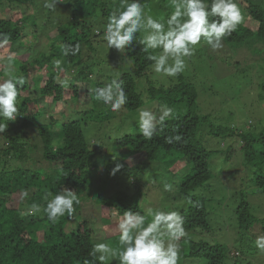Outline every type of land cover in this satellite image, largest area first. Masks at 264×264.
<instances>
[{
  "label": "trees",
  "instance_id": "obj_1",
  "mask_svg": "<svg viewBox=\"0 0 264 264\" xmlns=\"http://www.w3.org/2000/svg\"><path fill=\"white\" fill-rule=\"evenodd\" d=\"M22 1L31 2L33 7L40 1L42 8L46 9L44 0ZM154 1L155 4L146 2L149 10H152V6L164 10L158 5H166L168 0ZM205 2L211 4V0ZM235 2L247 12L250 24L255 27L241 23L231 35L224 38V42L243 44L250 39H259L264 46V0ZM83 3L84 7L90 9L101 8L100 16L104 21H107L112 11L118 10L117 5L110 0H86ZM90 9L85 8L78 15L79 10L75 6L71 16L74 33L59 22L48 27L42 37H49L51 32L57 31L51 39L48 54H32V47L23 43L25 37L20 13L9 12L4 18L3 11H0V32L9 36L5 54L14 53L15 57H21L25 55L24 52L28 53L27 60L21 59V66L13 73L25 81L23 85H18V118L15 121L0 118V124L6 126V130L0 133V264H84L85 260L92 259L90 252L93 244L100 240L101 231L94 227L95 220L86 219L79 213L83 196L95 180V166L91 161L98 154L97 150L90 147L85 130L87 133L90 131L87 128L90 121H86V116L89 112L96 113L97 108L91 104V109L84 112V118H81L82 114L77 119L47 118L50 111L44 104L48 99L54 104L64 105L68 94H74L79 100L84 98L83 105L92 103L94 97L90 89L103 87L116 79L125 89L126 104L113 112L108 107L110 105L101 102L102 110L97 111L100 116L106 114L104 120L125 116L146 105L138 91V80L147 75L153 62L147 59L148 53L142 51L143 45L139 44L141 35L138 33L128 49L134 75L125 72L116 77L110 68L111 72L104 68L97 69V65L92 63V52L97 43L95 39L102 31L93 32L92 20L97 15ZM67 44H79V51L74 55L63 56L61 45ZM24 47L27 49L21 52ZM85 53L88 55L87 60ZM55 60L63 61L67 67L62 65V68L66 69L54 70ZM5 68L6 65L1 64L0 81L8 78ZM36 74L37 78L34 77ZM68 76L72 78V87L65 85ZM31 81L33 85L29 83ZM148 92L152 101L159 104L156 110L166 104L175 110L174 115L165 121L150 140L138 132L116 139V147L126 149L127 154L125 157L116 154L110 159L104 171L106 182L113 181L121 173L136 166L138 174L146 172L147 178L131 180L134 191L131 195L123 191L102 198L103 207L107 211L116 210L120 219L129 210L144 214V204L151 196L160 202L159 197L163 200L165 192H169L164 191L155 173L156 169L164 170L175 190L171 205L159 204L162 210L177 212L183 218L186 232V236L179 241L178 264H264L254 256L264 254L255 245L256 237L264 235V211L253 203L256 198L264 200V128L245 135L237 133L231 126L213 125L211 116L200 111L195 86L186 82L159 88L151 85ZM59 113L63 116L64 109L59 110ZM104 120L101 121L103 125ZM132 124L135 125V122ZM33 129L37 130V134ZM205 129L208 132L206 135L203 133ZM170 135H180L181 139L168 144L165 138ZM207 135L232 139L237 135L242 139L237 150L242 158L240 164L234 166L239 178L230 171V182L221 177L219 182L213 183L215 172L221 168L214 161L215 151L208 149L202 142ZM39 142L42 159L49 164L48 168L25 164L26 161L35 160L33 154L39 149ZM117 157L121 158L120 161ZM117 166L119 170L113 174ZM221 170V175L228 173L225 169ZM233 179L239 180L236 188L231 184ZM148 184L151 188L147 187ZM63 189L73 190L79 202L74 204L75 210L71 216L66 213L53 223L44 212L47 203L45 196ZM25 191L28 192V200L19 201L16 205L19 199L25 197ZM33 205L40 206V211L28 214V209ZM152 208L155 209L154 206ZM150 219L148 217L146 223ZM201 231L206 235L205 238L194 236ZM229 231L235 238L232 246L225 241ZM189 233H193V237ZM119 235L115 236V243H118ZM214 237L216 240L211 239ZM245 256L254 261L242 260Z\"/></svg>",
  "mask_w": 264,
  "mask_h": 264
},
{
  "label": "rangeland",
  "instance_id": "obj_2",
  "mask_svg": "<svg viewBox=\"0 0 264 264\" xmlns=\"http://www.w3.org/2000/svg\"><path fill=\"white\" fill-rule=\"evenodd\" d=\"M110 1L112 4H116L117 8L120 9L121 0ZM147 1L154 4L156 3L154 0H141L145 12L162 22L166 21L171 12L174 11L172 0H168L166 5L157 4L164 10L158 9L157 6H152V10H149L146 7ZM83 2H86V0H63L57 2L53 8H46L44 10L40 1L39 4L36 3L34 4L35 7H33L32 3L29 1L24 3L22 0H0V11H3L4 18L9 12L20 13L19 15H21L24 27L23 35L25 38L23 39V43L25 42L26 46L32 47V54H48L51 48V39L56 36L57 31L51 32L49 37H42L41 35L45 34L44 32L48 30L50 25L57 24L58 22L65 28L71 29V32L74 33V30L72 29L74 22L71 20V16L75 6L79 10V12H77L78 15L81 10L91 8L84 7L85 3ZM10 4L11 6H9ZM99 9H94V7L93 9H90L97 15L96 18H93V20L91 19L93 23V32L96 33L97 30L102 31V34L95 39V42L97 41V43H95V50L92 52V63H95L99 70H102V68L106 69L108 72H111L112 70L116 77H119L125 72L134 75L135 70L132 61L128 57V49L121 53L115 48L109 49L107 43L104 41L103 32L107 21H104L101 18V10ZM240 11L243 16L241 23L249 25L250 27H255L254 24H250L247 12L242 10L241 7ZM140 35L142 37L143 33H140ZM223 43L224 47L215 52L203 43L198 45L193 55L185 58L186 68L184 72L177 77H164L161 74H156L152 71L151 67L147 72V75L138 80V91L146 103L143 108L156 110V107L159 105L157 101H152L153 99L149 96L148 91L151 85L155 88H159L161 86L170 87L179 84L180 82H186L195 86L198 94L200 111L203 114L211 116V122H213V125H220L223 127L231 126L237 131V133H245V135L261 131L264 128V46L262 45V41L259 39H250L243 44H229L224 41ZM25 49L27 48L24 47L20 51L23 52ZM5 53V47H3V49L0 48V68L1 64L6 65L5 60L7 55L11 54ZM24 54V56L15 57V71L17 67L21 66V59L27 60L28 53L24 52ZM87 58L88 55L85 56L86 60ZM61 65L67 67L63 61L61 62ZM65 69L66 68H63V71ZM37 76L38 74H36V76L34 75L36 78ZM72 82L71 77L68 76L65 78V85L67 87H72ZM29 83L33 85L32 81ZM66 101L67 102H64L65 104L63 105L62 103L54 104L51 100L46 99L44 105L45 107H48L50 111L46 117H61L62 119H68V117H71L72 119H77L79 115L82 114L81 118H84V112L91 109L89 107L91 104L92 106H96L97 109L102 110V106L100 105L101 102L96 101L94 98H92V103L89 102L88 104L85 103L86 105H83L81 103L85 101L84 98L79 100L74 94H68ZM58 105L60 106L57 107ZM45 107L43 108L47 111V108ZM108 107L110 108V106ZM62 109L65 111L63 116L59 113V110ZM97 109L96 113L89 112V115L86 116V121H90L89 126L87 127L90 131L87 133L85 130L86 138L90 143V147L97 150L98 154L97 158H94L91 161L95 166L93 168V177L95 180H93V183L88 187L87 192L83 196L79 213H81L86 219L95 220L96 223H94V227H98L101 231L98 243H108L114 250L118 251V243H115L114 241H116L115 236L120 234V217H118V213L114 209L107 211L103 207L101 199L123 191L131 195L134 193L131 186V180L133 178H147V173L140 172L139 175L136 166L134 169L121 173L113 181L106 182L104 171L108 162L114 155L120 154V157L126 156V149H119L116 147V139L128 135L129 133L137 132V126L136 124L133 125L132 122H135L138 110L129 112L125 116H118L115 119L113 117L104 120L106 114H102L101 116L98 115L99 112ZM102 120H104V125L101 124ZM127 121L128 123H126ZM59 123L61 124L62 121ZM117 124H120V127H117ZM33 132L37 134L36 129H33ZM203 133L206 135L208 132L205 129ZM203 141L208 149L215 151L214 161L217 162L216 164L220 165L222 170L225 169V172H228L221 175V169H217L215 172L216 178L213 180V183L219 182L221 177H223L225 181L230 182L229 173L231 171V173H236L237 175V169H235L234 166L239 165L242 158V154L237 151L242 139L237 135L234 139L207 135L202 139V142ZM228 152L230 153L229 156H227ZM33 156L36 157L34 158L35 160L31 159L26 161L25 164H29L35 168H48L49 164L42 159L41 142H39V149L33 154ZM120 157H117V160L120 161ZM231 158L233 161L228 162L227 160H230ZM182 163L184 164L185 162ZM155 173L158 175L157 179L163 186L165 184L172 185L171 182H168L170 177L164 170L158 171V169H156ZM237 178H239L238 175ZM238 183V179H233L231 182L234 188L238 186ZM147 187L151 188V185L148 184ZM174 190L175 188L172 185V190L168 193L165 192V195H163L164 201L159 197L161 200L159 202V200L157 201L156 198L151 196L152 198L148 199L144 204V210L149 207L152 208L153 206L155 209L162 210L163 207L160 206V204L171 205L170 200L173 196ZM27 200L26 197H22L17 201L16 205L19 204V201L26 202ZM253 203L259 207L261 211H264V200L256 198ZM24 204L27 205V203ZM188 235L193 237V233H189ZM194 236L197 238L206 237L202 231L197 232ZM211 239L216 240L215 237ZM234 239L232 231H229L225 241L232 246ZM235 251L237 250L235 249ZM254 256L259 260H262L261 262H264V254L262 256L254 254ZM244 259L251 262L254 261V259L249 258V256H245L242 260ZM106 264H118V258L116 256H109Z\"/></svg>",
  "mask_w": 264,
  "mask_h": 264
},
{
  "label": "clouds",
  "instance_id": "obj_3",
  "mask_svg": "<svg viewBox=\"0 0 264 264\" xmlns=\"http://www.w3.org/2000/svg\"><path fill=\"white\" fill-rule=\"evenodd\" d=\"M57 0H44L45 8H53ZM174 11L166 21H160L147 14L141 0H121L120 9L112 11L104 26L103 39L109 49L115 48L123 53L131 48L138 33H143L139 44L142 51L148 53L152 61V71L164 77H177L186 68V57H190L201 43L212 51L224 47V38L234 32L243 20L242 13L235 0H172ZM209 17H218L210 20ZM7 33L0 32V48L8 44ZM79 44L61 45L63 56L79 51ZM159 50V51H157ZM15 54L5 60L7 79L0 81V118L15 121L18 116V85L22 78L13 75ZM54 70L63 71L61 61L53 62ZM94 99L104 105H110L113 112L119 111L127 102L124 87L116 79L103 87L90 89ZM175 110L161 105L158 110L140 108L135 117L136 130L146 139H152L165 121L171 119ZM6 130L0 124V133ZM180 135L167 136L166 143L179 141ZM119 170V166L113 170ZM172 185L165 184L164 191H171ZM28 196V192H24ZM51 197L50 199L48 197ZM44 212L53 223L66 213H74V204L78 197L73 190L63 189L56 194L48 193ZM40 206L33 205L28 214L39 212ZM150 221L146 223V219ZM183 218L174 211L147 208L144 214L125 211L119 222V250L108 243H94L90 252L91 260L84 264H106L109 256H116L118 264H178L181 238L186 236ZM256 247L264 251V235L255 240Z\"/></svg>",
  "mask_w": 264,
  "mask_h": 264
}]
</instances>
